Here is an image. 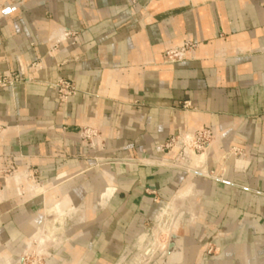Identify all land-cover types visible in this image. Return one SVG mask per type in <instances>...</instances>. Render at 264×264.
<instances>
[{"label": "crops", "instance_id": "obj_1", "mask_svg": "<svg viewBox=\"0 0 264 264\" xmlns=\"http://www.w3.org/2000/svg\"><path fill=\"white\" fill-rule=\"evenodd\" d=\"M188 41L185 60L165 58ZM9 71L27 83L0 90V256L22 258L61 204L83 212L48 264H117L191 182L182 264H264V0H0ZM59 80L76 88L65 103ZM201 129L212 145L191 173L164 166L161 146ZM33 170L46 193L19 196L7 171Z\"/></svg>", "mask_w": 264, "mask_h": 264}, {"label": "rangeland", "instance_id": "obj_2", "mask_svg": "<svg viewBox=\"0 0 264 264\" xmlns=\"http://www.w3.org/2000/svg\"><path fill=\"white\" fill-rule=\"evenodd\" d=\"M9 72H12V71H9ZM1 73H8V72H0V74ZM18 75L20 76V74ZM20 79L22 80L20 84L27 83L23 77L20 76ZM20 84H17V85H20ZM13 88L8 89V90H12ZM2 90H5V89H2ZM82 131L83 130H80V132ZM85 140H87L88 142H92V140L90 139H85ZM237 157H240V156H237ZM166 159H168V157L163 154L164 166L168 168H175L176 170H181L184 172L185 171L190 172L189 171L190 168H188L187 166L183 167V165H174L170 163L169 161H166ZM222 162L225 163L226 160H222ZM192 172H196L194 173V175H197V176L218 177L216 175H213L209 171H206L205 173L206 175L202 174L201 172H199V169L198 171L194 169L192 170ZM7 173L10 177L18 174V173H15L14 171H7ZM18 175L19 176H16L17 180L19 178L20 180L27 178L28 180H31L33 182V186H34V188H31V187L25 188L22 185H19L18 190L16 189V192L19 196H23L26 192L28 193V190L31 193L37 194V195H33L36 197H42L44 193H46L47 188L45 186H44L45 188L38 187V186H43V184L39 181V175L36 170H33L27 175L24 172ZM7 185H8L7 180H5L4 184L2 185L0 184L1 186L0 193L3 191L4 186H7ZM191 186H194V184L191 182L186 183L185 185H183V187L180 189V191L177 194L184 193ZM198 200H199V197H198ZM171 204L172 202L165 204L161 212L169 208ZM48 209L52 210V214H49L50 216L47 215L48 217L46 216V218L44 219V221L46 219L47 220L42 225L41 230L39 231V234L37 235V240L34 239L33 249H28V244H27L25 251L22 255V258L14 260L16 261L15 264H48V262L52 261L56 255L60 256V262H62L63 259H65L64 254L58 248L64 242L66 230L68 229L70 224H72V218H74V213L77 212L76 214L78 215V211H73L72 213V211L70 212L69 210L65 209L61 204H57V205L55 204L54 206L49 207ZM59 209H60V212H59ZM190 215L191 214H190L189 209L182 208L174 219V221L180 225L179 228L161 227L159 230H157L160 243L165 244L167 242V236H168V232L170 229L176 230V231L178 230L177 231L178 235L183 237L185 234L184 227L188 226L189 223L194 220L193 218H191ZM58 216H63L67 219L63 220L62 218L60 219ZM57 222H59L60 225ZM157 224L158 222L156 219L150 222V224L146 227L142 236L140 237V240L138 241L137 245L131 250L127 251L124 254V257L117 264H158L157 262H159L160 260H163L167 254V250L165 249L163 250L158 243V239L154 237L156 233V229H157ZM56 231H58V233ZM40 241L43 242L41 246L39 245ZM207 253L208 254L215 253V250L213 249L211 245L207 247ZM182 258H183V254H182Z\"/></svg>", "mask_w": 264, "mask_h": 264}, {"label": "built area", "instance_id": "obj_3", "mask_svg": "<svg viewBox=\"0 0 264 264\" xmlns=\"http://www.w3.org/2000/svg\"><path fill=\"white\" fill-rule=\"evenodd\" d=\"M130 2L133 5L137 4V0H130ZM75 36L76 34L74 32L65 30L59 35L56 45ZM196 47V44L190 41L185 42L183 45L177 48L167 50L165 52V58L172 63L185 60L187 58L188 52L194 50ZM34 67H36V64L31 66V68ZM21 82L22 80L20 79V76L15 72L0 74V90L11 89ZM52 88L58 93L61 102L64 103L76 93L75 85L72 82L66 80H59L52 85ZM182 106L185 110H190L192 108L189 102L183 103ZM81 134L84 139L90 140H93L97 136L96 132L91 129H84ZM212 140L213 134L210 129H201L197 131L187 130L181 134L170 137L169 140L163 146H161L160 150L165 156L168 157L166 161H169L174 165H183V167L187 166L190 168L192 157L204 155L210 149ZM235 151L237 154L241 153V150L236 149ZM172 155H174L173 158L171 157ZM199 172H201L200 169Z\"/></svg>", "mask_w": 264, "mask_h": 264}, {"label": "bare ground", "instance_id": "obj_4", "mask_svg": "<svg viewBox=\"0 0 264 264\" xmlns=\"http://www.w3.org/2000/svg\"><path fill=\"white\" fill-rule=\"evenodd\" d=\"M26 174V173H25ZM16 176H19L18 174L13 176L12 179L15 181V184L17 185L16 186V189L18 190V186L20 185L19 184V181H20V178L19 180L16 179ZM31 183V182H30ZM9 187V184L7 185V188ZM28 187H31V188H34L33 184L32 185H29ZM40 188H45L44 186H38ZM182 208H186V209H189L190 211V216L191 218H195L196 214H197V210H198V194L196 192V190L194 189V187H190L188 188V190H186L184 193H180L178 194L174 200L172 201V204L169 208L165 209L163 212H161L156 220L158 222L157 224V229H156V233H155V238L158 239V243L159 245L161 246V248L164 250H167L168 248V244H169V239L170 237L173 235V234H176L177 231L176 230H169L168 232V236H167V242L165 244H162L160 243L159 241V237H158V231L161 227H168V228H174V227H177L179 228V224H177V222L174 221L176 215L178 214V212L182 209ZM55 211V210H54ZM72 211H75V210H72ZM78 212H83V210L80 208L79 210H76ZM59 212H60V209H59ZM49 214H52V210L48 209L47 211V215L50 216ZM47 216V217H48ZM60 219L62 218L63 220L64 219H67L63 216H58ZM59 219V220H60ZM187 219V218H186ZM47 220V219H46ZM57 221V220H56ZM59 224V222H57ZM52 224V223H51ZM55 224V223H54ZM187 224V223H186ZM60 225V224H59ZM58 233V231H56ZM35 240H37V238H35ZM33 243H34V240L33 242H30L28 244V249H33ZM43 244L42 241L39 242V245L41 246ZM182 255V254H181ZM4 256V255H3ZM175 258H179L180 255H175L174 256ZM160 258V257H159ZM182 258V257H181ZM161 261V260H160ZM16 262H11L10 260H8L7 258H4L2 256H0V264H15ZM158 263V262H157Z\"/></svg>", "mask_w": 264, "mask_h": 264}, {"label": "water", "instance_id": "obj_5", "mask_svg": "<svg viewBox=\"0 0 264 264\" xmlns=\"http://www.w3.org/2000/svg\"><path fill=\"white\" fill-rule=\"evenodd\" d=\"M184 241L183 237L176 234H173L169 239V244L167 248V254L165 258L158 262V264H182L183 258L181 254H183ZM175 255H180L179 258H175Z\"/></svg>", "mask_w": 264, "mask_h": 264}]
</instances>
